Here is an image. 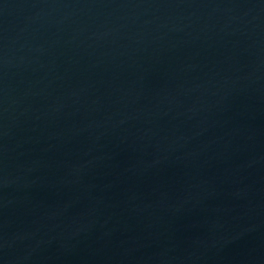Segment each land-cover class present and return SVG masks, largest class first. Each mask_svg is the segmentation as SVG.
I'll list each match as a JSON object with an SVG mask.
<instances>
[{
	"label": "water",
	"instance_id": "95a60500",
	"mask_svg": "<svg viewBox=\"0 0 264 264\" xmlns=\"http://www.w3.org/2000/svg\"><path fill=\"white\" fill-rule=\"evenodd\" d=\"M0 264H264V0H0Z\"/></svg>",
	"mask_w": 264,
	"mask_h": 264
}]
</instances>
